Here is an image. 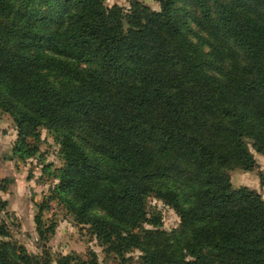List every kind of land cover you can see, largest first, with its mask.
<instances>
[{
    "label": "trees",
    "instance_id": "obj_1",
    "mask_svg": "<svg viewBox=\"0 0 264 264\" xmlns=\"http://www.w3.org/2000/svg\"><path fill=\"white\" fill-rule=\"evenodd\" d=\"M156 1L159 10L133 0L126 11L0 0V111L15 123L13 151L34 156L46 128L61 152L36 231L44 236L42 209L55 199L88 226L106 264H264V200L227 172L254 166L249 144L264 154V0H245L255 13L242 0ZM185 2L206 19L214 10L242 62L201 51ZM42 67L77 83L54 85ZM149 196L175 211L176 227H162ZM7 204L0 197V264H100L92 249L29 253L10 239Z\"/></svg>",
    "mask_w": 264,
    "mask_h": 264
},
{
    "label": "rangeland",
    "instance_id": "obj_2",
    "mask_svg": "<svg viewBox=\"0 0 264 264\" xmlns=\"http://www.w3.org/2000/svg\"><path fill=\"white\" fill-rule=\"evenodd\" d=\"M132 1L105 0V4L108 6L117 4L127 11ZM136 1L151 9L159 10V3L156 0ZM242 2L246 3L247 12L257 11V8L249 2L245 0ZM181 5L191 13L189 36L202 52L208 56L220 53L217 64L225 67L242 62L241 54L216 26L213 7L211 8L213 11L210 12L211 18L206 19L194 3L185 2ZM237 6L242 7V4ZM68 62L75 63L71 59ZM75 64L80 69H87L83 64ZM40 70L45 79L54 85L68 88L77 83L75 79L58 74L50 68L42 67ZM16 132L12 118L0 111V197L9 202L6 212L3 213V219L10 227V239L24 246L29 253L38 256L46 253L51 259L58 254L84 256L89 249H92L96 251L100 264L114 263L112 258L105 257L102 247L91 235L88 226L75 222L67 207L55 199H51L49 206H44L42 209L44 236L40 237L36 229L28 226L29 215L35 217L40 212L39 206L49 197L50 191L58 182L56 169L61 167L62 159L60 146L54 140V132L46 128L39 129V140L35 143L37 151L34 156L19 158L13 151ZM249 148L255 160L254 166L249 170L229 167L227 172L233 187L246 186L254 189L264 200V154L258 153L250 144ZM147 205L149 211L160 215L164 229L170 230L178 225L179 218L175 211L161 200L149 196ZM137 253L133 251L131 255L136 257Z\"/></svg>",
    "mask_w": 264,
    "mask_h": 264
},
{
    "label": "crops",
    "instance_id": "obj_3",
    "mask_svg": "<svg viewBox=\"0 0 264 264\" xmlns=\"http://www.w3.org/2000/svg\"><path fill=\"white\" fill-rule=\"evenodd\" d=\"M37 199H35L34 201L36 202ZM9 203V202H8ZM30 217L28 218V226L31 227L32 226V229H36V226H35V222H34V217L31 216V214L29 215Z\"/></svg>",
    "mask_w": 264,
    "mask_h": 264
}]
</instances>
